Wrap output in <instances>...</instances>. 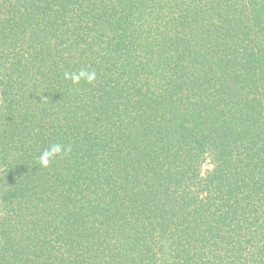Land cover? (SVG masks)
Instances as JSON below:
<instances>
[{
    "label": "trees",
    "instance_id": "trees-1",
    "mask_svg": "<svg viewBox=\"0 0 264 264\" xmlns=\"http://www.w3.org/2000/svg\"><path fill=\"white\" fill-rule=\"evenodd\" d=\"M0 264H264V0H0Z\"/></svg>",
    "mask_w": 264,
    "mask_h": 264
},
{
    "label": "clouds",
    "instance_id": "clouds-1",
    "mask_svg": "<svg viewBox=\"0 0 264 264\" xmlns=\"http://www.w3.org/2000/svg\"><path fill=\"white\" fill-rule=\"evenodd\" d=\"M65 79H71L74 84H78L81 79L86 80L88 83H92L96 78L95 72H87L81 70L78 74L76 73H65ZM43 99H47L46 97H42ZM71 151L70 147H65L62 144L55 143L49 146V148L45 149L40 157H39V164L42 167H48L51 160L60 156L64 153Z\"/></svg>",
    "mask_w": 264,
    "mask_h": 264
},
{
    "label": "rangeland",
    "instance_id": "rangeland-1",
    "mask_svg": "<svg viewBox=\"0 0 264 264\" xmlns=\"http://www.w3.org/2000/svg\"><path fill=\"white\" fill-rule=\"evenodd\" d=\"M208 167H209V164L207 163V161H204L202 164V172L205 171Z\"/></svg>",
    "mask_w": 264,
    "mask_h": 264
}]
</instances>
